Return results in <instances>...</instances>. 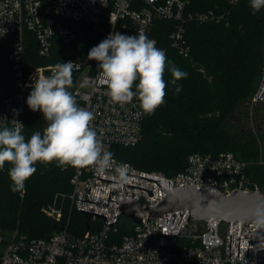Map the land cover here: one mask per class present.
<instances>
[{"label": "built area", "instance_id": "built-area-1", "mask_svg": "<svg viewBox=\"0 0 264 264\" xmlns=\"http://www.w3.org/2000/svg\"><path fill=\"white\" fill-rule=\"evenodd\" d=\"M187 4L188 0H0V40L11 36L12 49L8 59L15 74L13 94L4 100L0 122L13 126L11 120L15 119L23 124L22 112L32 84L39 78L50 76L58 64L24 66L26 31L36 39L40 55L50 52L53 38L63 42L75 38V32L65 23L66 20H84L90 21L105 38L111 32L128 35L143 32L165 54L167 47H171L182 56H187L190 44L185 35V22H225V0H217L204 10H188ZM162 20L172 22L168 43L164 42L160 33L163 31V26L159 24ZM68 61L79 64V69L73 70L76 75L73 93L78 99L77 105L94 114L91 126L106 149L113 154L114 146L135 145L142 137L143 115L137 116L141 112L139 100L134 98L125 105L113 103L107 95V86L97 61H83L76 56L59 63ZM263 87L264 60L259 81L249 99L250 106H264ZM113 158L116 164L128 166L126 172L159 179V184L166 187L170 181L171 188L184 183L206 184L225 195L234 188L261 191L258 182L250 178L249 170L251 163L264 170L263 151L253 161L240 158L229 150L192 152L187 156L183 169L170 175L137 169L114 155ZM126 175L124 183L148 188L153 194L150 196L146 189L125 185L124 197H136L142 206L158 203L162 199V191L155 181ZM97 177L116 181L113 170L99 173L93 167L74 168L68 197L72 207L104 214L106 220L104 216L87 212L92 220L91 229L80 235H73L66 226L47 237L28 238L12 229L11 237L5 239L0 232V247L3 244L0 264H264V249L258 251L255 257L256 249L264 247V238L261 239L264 237L263 223H259L256 232H247L257 227L256 221L239 224L238 256V222L232 223L229 255L230 224L219 220H214V234L205 223L202 229L191 230L186 215L179 221V214L174 222L173 216H168L167 221L166 216L160 219L142 218L137 223L119 216L114 222L116 201L108 200V194L110 190L109 198L117 200L121 196V186ZM99 188L98 202L106 204L108 200L107 206L79 200L87 198L96 202ZM44 211L55 220L61 217L60 208L54 204L45 207ZM120 218H126L128 230L116 236ZM247 240H259L248 241V257Z\"/></svg>", "mask_w": 264, "mask_h": 264}, {"label": "trees", "instance_id": "trees-1", "mask_svg": "<svg viewBox=\"0 0 264 264\" xmlns=\"http://www.w3.org/2000/svg\"><path fill=\"white\" fill-rule=\"evenodd\" d=\"M217 0H188V10H204ZM263 7L254 11L250 0H225V22H185V35L190 52L182 56L167 47L166 57L186 78L177 81L176 91L170 81L171 73L165 71L168 82L164 103L153 114H143L142 137L133 146H114L113 155L137 169L159 171L170 175L183 169L187 156L192 152L217 153L229 150L238 157L253 161L260 153L264 136L246 131L243 125L249 117L257 119L259 108H251L249 99L261 75L264 60ZM75 32V38L63 42L52 39L47 55L38 53L36 39L31 32L24 33V66L56 64L66 58L78 56L88 59L89 50L105 39L104 34L90 21L66 20ZM164 42L168 43V30L172 22L162 20ZM165 26V27H164ZM12 49L11 36L0 40V112L4 100L13 94L15 74L8 54ZM73 93L76 75L73 72ZM138 83V81H137ZM135 89V85L133 86ZM26 139L36 132L43 133L47 126L40 111L33 112L27 104L22 112ZM242 123L234 126V122ZM11 127L9 123H1ZM234 129L231 130V128ZM264 148V147H263ZM0 169V228L16 229L28 238L47 237L66 226L73 235L91 229V217L71 206L68 194L72 186L70 177L74 167H59L37 162L36 172L26 181L25 190L13 192L9 169ZM249 176L258 182L264 192V170L251 163ZM55 205L61 210L58 220L51 218L44 208ZM126 220V218H124ZM127 221V220H126ZM128 230L120 223L116 236Z\"/></svg>", "mask_w": 264, "mask_h": 264}, {"label": "clouds", "instance_id": "clouds-1", "mask_svg": "<svg viewBox=\"0 0 264 264\" xmlns=\"http://www.w3.org/2000/svg\"><path fill=\"white\" fill-rule=\"evenodd\" d=\"M250 6L259 11L264 7V0H250ZM87 57L98 62L107 95L113 103L125 105L134 98L139 100L141 112L137 116L151 115L164 103L168 86L164 79L166 70L171 73L170 83L176 86L177 92L181 90L177 81L187 76L143 32L138 35L111 32L89 50ZM74 69L78 70L79 64L58 63L50 76L32 84L26 103L33 112H42L48 122L43 133L36 131L26 139L22 134L24 125L15 119L11 120L13 126L0 128V169L11 165L8 174L13 192L25 190L26 181L36 172L37 162L55 161L59 167H93L99 173L114 168L118 184L127 180L128 166L116 164L113 154L91 126L94 114L79 107L69 91Z\"/></svg>", "mask_w": 264, "mask_h": 264}, {"label": "water", "instance_id": "water-1", "mask_svg": "<svg viewBox=\"0 0 264 264\" xmlns=\"http://www.w3.org/2000/svg\"><path fill=\"white\" fill-rule=\"evenodd\" d=\"M264 88V87H263ZM263 90V89H262ZM261 93V92H260ZM260 95V94H259ZM258 104H254L256 107ZM113 170L114 169H108ZM126 174L142 177L155 181L162 191V199L155 204L142 206L136 197H124L123 186L129 185L133 187L146 189L148 194L151 196L153 193L150 189L131 185L127 183L119 184L121 186V196L117 200L109 198L111 191L109 190L108 200L116 201V212L113 216L115 218L119 216H125L132 222H140L142 218L157 219L163 216L167 221L168 216H173L172 221L174 222L177 214L181 217L186 215V221L189 223L191 230L195 229V223L202 221L206 224L207 229L211 227V233L214 234L215 221L219 220L224 223L230 224V241H229V255H230V243H231V224L238 222V242H237V256H238V243H239V224L249 221H256L257 227L247 232H256L259 229V223L264 224V192L263 191H242L239 188H234L232 191L225 195L220 190L206 184L195 185L193 183H184V185L170 187V181H168V187L159 184V179L152 177H144L132 173L126 172ZM98 179L115 182L113 180L97 177ZM90 188V185H89ZM101 188H99L96 202L89 201L86 199L79 198V200L92 202L107 206L106 204L99 203L98 198ZM89 192V190H88ZM88 197V194H87ZM99 217L106 216L101 213L91 212ZM178 221V223H179ZM107 223L106 224H112ZM262 237L261 239H263ZM259 239V240H261ZM259 240H247L246 257H248V241H259ZM263 248L256 249L255 257L257 253Z\"/></svg>", "mask_w": 264, "mask_h": 264}, {"label": "rangeland", "instance_id": "rangeland-1", "mask_svg": "<svg viewBox=\"0 0 264 264\" xmlns=\"http://www.w3.org/2000/svg\"><path fill=\"white\" fill-rule=\"evenodd\" d=\"M257 107L259 108L258 112H262V110H264V107H261V106H257ZM251 108H256V107L250 106V109ZM249 118L250 119H248V123L243 125L244 128L246 129V131H250V132L258 135V132H259L258 131L259 130L258 125H261L260 121L258 119H254L252 117H249ZM236 125L241 126L242 123H240L238 121L234 122V126H236ZM232 129H234V127H232L231 130ZM259 141H260V144H261L260 145V151L264 152V148L262 147V142H261V140H259ZM120 223H124L126 226H128L127 225L128 221H126L124 218H120ZM203 227H204V222L197 221L195 223V229L199 230V229H202ZM0 232L3 234V237L5 239H9L11 237V235L13 234L12 230L8 229V228H0ZM2 248H3V244L1 245L0 249H2Z\"/></svg>", "mask_w": 264, "mask_h": 264}, {"label": "flooded vegetation", "instance_id": "flooded-vegetation-1", "mask_svg": "<svg viewBox=\"0 0 264 264\" xmlns=\"http://www.w3.org/2000/svg\"><path fill=\"white\" fill-rule=\"evenodd\" d=\"M264 107V106H263ZM259 121H260V123H261V125H258V127H259V131H260V133L261 134H263V136H264V113H262V114H260L258 117H256ZM263 147H264V141H263Z\"/></svg>", "mask_w": 264, "mask_h": 264}]
</instances>
